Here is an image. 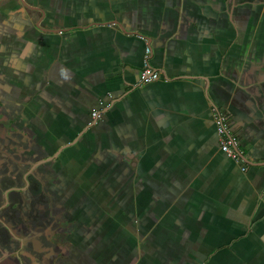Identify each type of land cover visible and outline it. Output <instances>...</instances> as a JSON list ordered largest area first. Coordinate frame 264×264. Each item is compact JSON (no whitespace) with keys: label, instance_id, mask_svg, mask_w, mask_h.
<instances>
[{"label":"crops","instance_id":"1","mask_svg":"<svg viewBox=\"0 0 264 264\" xmlns=\"http://www.w3.org/2000/svg\"><path fill=\"white\" fill-rule=\"evenodd\" d=\"M23 1L0 0V264H264V166L215 124L264 161V0Z\"/></svg>","mask_w":264,"mask_h":264},{"label":"built area","instance_id":"2","mask_svg":"<svg viewBox=\"0 0 264 264\" xmlns=\"http://www.w3.org/2000/svg\"><path fill=\"white\" fill-rule=\"evenodd\" d=\"M151 54L152 48L148 45L145 48L144 67L140 73V78L137 83L138 87H143L148 83L161 79V74L158 71H155L149 64ZM92 115L97 119L98 117H100L101 113L99 111H94ZM215 124L217 133L220 138L221 150L226 153L229 158L236 161L237 163H240L243 171H247L248 163L239 149V143L237 139L231 134L227 114L220 110H216Z\"/></svg>","mask_w":264,"mask_h":264},{"label":"flooded vegetation","instance_id":"3","mask_svg":"<svg viewBox=\"0 0 264 264\" xmlns=\"http://www.w3.org/2000/svg\"><path fill=\"white\" fill-rule=\"evenodd\" d=\"M33 171H35V168L33 169ZM31 172L30 174H27V176L25 177L26 178V182H27V187L25 190L26 191V194H22L23 198L25 199V201H32V204L34 203H38L40 200L39 198H43V196H46L48 197V194L46 193L45 195L41 194V192L39 191V187H37L36 185L38 184H35L33 181L35 179H37V174H35V172ZM27 173V172H26ZM23 177V175H22ZM35 185H34V184ZM41 195V196H40ZM52 200V198L50 199V201ZM25 207L27 208V204H25ZM10 208V204L9 202L6 204H4V206L0 208V221L1 219L5 218L6 217V214H7V210Z\"/></svg>","mask_w":264,"mask_h":264},{"label":"water","instance_id":"4","mask_svg":"<svg viewBox=\"0 0 264 264\" xmlns=\"http://www.w3.org/2000/svg\"><path fill=\"white\" fill-rule=\"evenodd\" d=\"M24 6H26V2H24L23 0H20ZM243 157L246 159V157L243 155ZM247 162L251 163L252 165H257V166H264V161H260V162H250L248 159H246Z\"/></svg>","mask_w":264,"mask_h":264}]
</instances>
